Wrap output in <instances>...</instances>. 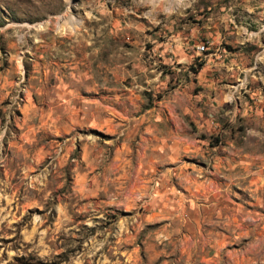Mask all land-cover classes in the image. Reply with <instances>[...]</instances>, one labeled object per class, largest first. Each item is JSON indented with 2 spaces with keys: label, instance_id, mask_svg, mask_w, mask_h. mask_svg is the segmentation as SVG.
I'll use <instances>...</instances> for the list:
<instances>
[{
  "label": "rangeland",
  "instance_id": "374dc122",
  "mask_svg": "<svg viewBox=\"0 0 264 264\" xmlns=\"http://www.w3.org/2000/svg\"><path fill=\"white\" fill-rule=\"evenodd\" d=\"M0 264H264V0H0Z\"/></svg>",
  "mask_w": 264,
  "mask_h": 264
},
{
  "label": "built area",
  "instance_id": "2783aa9c",
  "mask_svg": "<svg viewBox=\"0 0 264 264\" xmlns=\"http://www.w3.org/2000/svg\"><path fill=\"white\" fill-rule=\"evenodd\" d=\"M206 47V42H200L199 44L196 45V48L201 51Z\"/></svg>",
  "mask_w": 264,
  "mask_h": 264
}]
</instances>
